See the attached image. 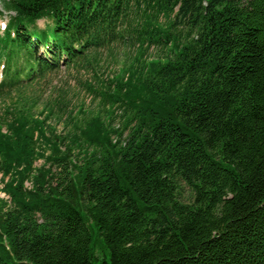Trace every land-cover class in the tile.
Wrapping results in <instances>:
<instances>
[{"label": "trees", "instance_id": "obj_1", "mask_svg": "<svg viewBox=\"0 0 264 264\" xmlns=\"http://www.w3.org/2000/svg\"><path fill=\"white\" fill-rule=\"evenodd\" d=\"M0 2V264H264V0ZM117 43L160 49L108 83L124 140L50 86Z\"/></svg>", "mask_w": 264, "mask_h": 264}, {"label": "rangeland", "instance_id": "obj_2", "mask_svg": "<svg viewBox=\"0 0 264 264\" xmlns=\"http://www.w3.org/2000/svg\"><path fill=\"white\" fill-rule=\"evenodd\" d=\"M0 11L2 15L0 16V35H2L4 26L7 24L8 19H10L11 16H13V13L5 12L3 11L2 3L0 2ZM163 21V19H161ZM44 22L38 21L37 27L38 29L44 28ZM41 49V48H40ZM114 60L110 59V57L106 56L102 59V65L99 71H97V74L100 75L102 73L103 77H101V81L103 83V88L100 86L99 79L98 81L95 80V77L93 76L92 82H93V89L96 91L97 94H93L88 92L85 87V83L87 80H90V78L86 77L85 74L82 72L74 71L73 69H65L60 68L59 72L57 74H54L50 77L51 87H57L56 89H65V91H69V103L70 108L72 112V119L76 122V126L81 127L84 125L86 121H88L90 118L94 117L97 113L101 114L103 118V122L106 124H110V127L116 131H118L121 134V140H124L127 136L128 130H124V120H123V106H121L119 103H113L111 100L113 98H107V96H113V86H109V81L111 83L118 81L124 74H122V71L124 70L123 67H130L133 69L136 68H143V64L151 61L154 58H157L160 54V49H158L155 45H146L143 47H139L138 44H129L124 45L123 43H117L114 45ZM1 65L2 62H0V78H1ZM89 74H92L91 72H87ZM104 75L106 77H104ZM100 77V76H99ZM98 77V78H99ZM108 77V78H107ZM106 82H104L105 80ZM126 79V75L124 76V80ZM49 80V81H50ZM54 85V86H53ZM48 91V90H46ZM111 99V100H110ZM3 103L7 104V101H1L0 100V111L3 108ZM62 121V120H61ZM59 121V122H61ZM54 121H51L50 127H54V132L56 134H60L66 130L65 125L66 122L61 123H53ZM3 131H5L3 129ZM118 139V135H111V140L114 143ZM42 150L45 153V156L49 155L51 152V148L48 146V144H42ZM43 164V160L40 159L34 163L33 166V173L32 175H35L37 173L38 168L41 167ZM0 174V179H1ZM7 178L4 180L6 181ZM2 187V184L0 182V188ZM24 187L26 189H30L31 183L30 180H27L24 183ZM188 190L187 188L184 189V197L188 196ZM0 198H3L8 201V196H6L4 193L0 192ZM92 229V240L93 243L96 244V228L95 226H90ZM95 256L98 257V259H94L92 261V264H102V254L101 252L95 253Z\"/></svg>", "mask_w": 264, "mask_h": 264}]
</instances>
